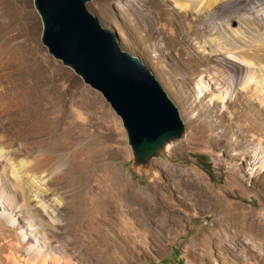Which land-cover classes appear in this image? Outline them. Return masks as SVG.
I'll list each match as a JSON object with an SVG mask.
<instances>
[{
    "label": "rangeland",
    "instance_id": "1",
    "mask_svg": "<svg viewBox=\"0 0 264 264\" xmlns=\"http://www.w3.org/2000/svg\"><path fill=\"white\" fill-rule=\"evenodd\" d=\"M204 1L199 15L172 0L86 5L184 124L134 169L109 104L42 45L33 0H0V264H264V239L252 249L238 229L264 213V21L248 22L246 0ZM238 17L244 43L228 38Z\"/></svg>",
    "mask_w": 264,
    "mask_h": 264
},
{
    "label": "water",
    "instance_id": "2",
    "mask_svg": "<svg viewBox=\"0 0 264 264\" xmlns=\"http://www.w3.org/2000/svg\"><path fill=\"white\" fill-rule=\"evenodd\" d=\"M92 0H33L48 54L99 92L120 119L134 169L149 167L184 135L179 111L137 57L86 5Z\"/></svg>",
    "mask_w": 264,
    "mask_h": 264
},
{
    "label": "bare ground",
    "instance_id": "3",
    "mask_svg": "<svg viewBox=\"0 0 264 264\" xmlns=\"http://www.w3.org/2000/svg\"><path fill=\"white\" fill-rule=\"evenodd\" d=\"M173 2H175L176 6L175 7H178L180 10H186V9H189V8H193V7H197V14L199 15L200 12H203L204 10H208V4L204 1V0H182V1H187V3H190V5H184L182 3H180L181 0H172ZM228 1V0H226ZM233 1V0H232ZM237 1V0H236ZM247 2V6H249V13L250 14L246 19L248 20L249 22V19H257V20H260L261 22L264 21V0H246ZM199 7V8H198ZM239 8V7H238ZM227 9V8H226ZM237 11V10H236ZM199 12V13H198ZM205 12V11H204ZM153 13V12H152ZM152 13L150 12L149 15H152ZM202 14V13H200ZM247 14V15H248ZM233 15V14H232ZM246 15V16H247ZM239 18V17H238ZM262 18V19H261ZM229 19V18H228ZM242 18H239V21L238 19L235 20L238 22V27L236 29H227V32H228V38H233L234 41H237V42H241V43H244L245 41V35H248V34H253L251 29H249L248 27L245 28V26H243L240 21H241ZM245 19V18H243ZM242 19V21H243ZM232 20V19H231ZM250 20V21H251ZM210 21V20H209ZM259 21V22H260ZM219 22V21H218ZM246 24V23H245ZM250 24V23H249ZM208 25V23H207ZM248 26V25H247ZM260 26V25H259ZM264 27V25H262ZM261 28V27H260ZM264 30V29H263ZM214 30H212L211 28L208 29V34H212ZM226 31V30H225ZM261 31V30H260ZM221 34H224L223 32ZM264 35V34H263ZM227 37V36H226ZM225 37V38H226ZM252 37V35H251ZM251 37H247V38H251ZM219 39H220V36H219ZM262 41V40H261ZM251 42V41H250ZM212 43H214L216 46L217 44H220V43H223L224 44V41H222L221 39L218 40V38H214L211 42V45ZM253 43V42H252ZM246 44V43H245ZM225 46V45H224ZM228 47L225 48L223 47V51H224V54H226V57L232 61V62H235L237 63L240 67L239 68H242L244 66H246L245 64L241 63L239 58L236 56V52H235V46L234 45H227ZM220 48V47H219ZM253 48V47H252ZM261 48V47H259ZM221 49V48H220ZM214 52H218V51H214ZM238 53V52H237ZM260 66V65H259ZM247 67V66H246ZM252 68H255L252 66ZM263 69V68H262ZM264 72V70H262ZM255 72L254 70H250L249 71V74L248 76H246L247 78L245 79L244 82H246L247 84L251 83L252 85L258 83L257 82V79L259 80V78H257L255 76ZM262 91L264 92V76H262L261 80H259V84ZM247 86V85H246ZM258 90V89H257ZM257 211V210H256ZM259 211V210H258ZM251 213V212H250ZM249 214V213H247ZM251 215V214H250ZM249 215V216H250ZM253 216V215H252ZM255 216L256 218H253V219H250V220H247L245 221L244 225L239 227L238 229L239 230V233L248 241L250 242V247L252 249H256V246L254 245L255 244V238L260 236L264 239V213H261L260 211L258 213H255ZM254 229H259V232L258 233H254L253 230ZM227 233V232H226ZM261 238V239H262ZM258 244V243H257ZM251 253L250 255L252 254H256L255 252L251 251L249 252ZM248 253V254H249ZM253 256V255H252ZM51 263L53 264H71L69 261H64L60 258H54L50 261ZM21 264V263H20ZM28 264H34L32 262L28 263ZM38 264H46L43 260L41 261V263H38Z\"/></svg>",
    "mask_w": 264,
    "mask_h": 264
}]
</instances>
